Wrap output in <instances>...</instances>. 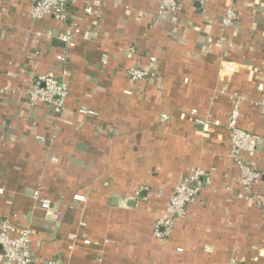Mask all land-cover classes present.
<instances>
[{
    "label": "crops",
    "instance_id": "obj_1",
    "mask_svg": "<svg viewBox=\"0 0 264 264\" xmlns=\"http://www.w3.org/2000/svg\"><path fill=\"white\" fill-rule=\"evenodd\" d=\"M29 6L0 0V221L30 230L31 264H264V208L239 197L225 129L240 93L238 124L258 138L263 192L255 104L264 92V0H235L230 29L220 24L224 0L184 2L159 17L157 0H75L68 22L80 36L70 48L58 38L65 24L33 20ZM133 65L154 77L130 82ZM63 71L61 113L29 106L24 91L37 76ZM196 168L211 184L157 240L155 221ZM35 191L58 219L45 218Z\"/></svg>",
    "mask_w": 264,
    "mask_h": 264
},
{
    "label": "built area",
    "instance_id": "obj_2",
    "mask_svg": "<svg viewBox=\"0 0 264 264\" xmlns=\"http://www.w3.org/2000/svg\"><path fill=\"white\" fill-rule=\"evenodd\" d=\"M30 3L28 16L33 20H42L44 17L52 16L55 20L62 22L66 26L65 32L58 36L66 48L73 46L74 40L80 36V29L71 26V14L69 6L75 0H26ZM158 17L167 13L174 15L184 2H197L204 4L209 0H157ZM227 7L221 19V27L224 29L233 28L239 20V12L234 7L235 0H224ZM86 14L91 13L87 9ZM129 53H134V48L128 49ZM57 61L65 63V56H58ZM106 58L103 57V61ZM66 72L61 76L48 73L37 76L34 82L24 91L27 103L31 107L44 104L54 113H61L65 100L68 96V83L66 82ZM125 77L132 83L145 81L153 78L154 74L140 66L133 65L125 71ZM5 91H9L4 89ZM129 94V92H126ZM246 100L240 93L231 96V111L225 129L228 133L227 157L238 170V182L242 187L239 197L250 200L256 206L264 208V194L259 191L262 173L255 166L257 155L258 138L241 129L238 121L240 118L241 105ZM256 108L264 116V92L256 102ZM79 112L84 115L94 113L84 107L79 108ZM195 114V111H192ZM203 124L201 121H196ZM219 125L218 122L214 123ZM212 182L211 175L204 170L196 168L190 171L174 187L168 202L160 213L153 226V236L160 241H166L172 234L174 223L178 219L185 218L188 206L195 202L199 194ZM33 201L44 211L47 219H58L59 215L52 210L51 201L42 199L39 192L32 194ZM74 201H85L84 197L75 195ZM31 232L28 228L11 223L7 219L0 221V264H31L30 253ZM44 264H58L56 261L48 260Z\"/></svg>",
    "mask_w": 264,
    "mask_h": 264
}]
</instances>
